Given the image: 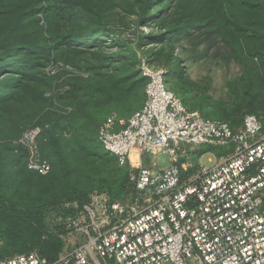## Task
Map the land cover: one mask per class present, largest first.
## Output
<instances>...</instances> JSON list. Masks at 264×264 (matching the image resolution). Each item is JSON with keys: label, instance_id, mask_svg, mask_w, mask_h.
Masks as SVG:
<instances>
[{"label": "trees", "instance_id": "trees-1", "mask_svg": "<svg viewBox=\"0 0 264 264\" xmlns=\"http://www.w3.org/2000/svg\"><path fill=\"white\" fill-rule=\"evenodd\" d=\"M141 59L165 69L188 110L233 129L253 114L264 132V0H0V258L56 261L75 213L66 204L133 194L130 168L97 135L143 107ZM187 60L238 71L215 97L209 75L187 79ZM36 127L45 175L18 143Z\"/></svg>", "mask_w": 264, "mask_h": 264}, {"label": "built area", "instance_id": "built-area-1", "mask_svg": "<svg viewBox=\"0 0 264 264\" xmlns=\"http://www.w3.org/2000/svg\"><path fill=\"white\" fill-rule=\"evenodd\" d=\"M140 69L148 80L143 107L126 120L107 117L97 135L104 150L130 168L133 194L113 201L95 192L82 206L66 204L75 213L63 221L79 241L56 261L30 251L0 258V264H264L261 122L249 114L235 130L206 119L168 89L164 69L144 59ZM40 133L30 129L18 143L28 149L27 168L45 175L51 166L39 155ZM187 145L229 152L184 180L188 167L180 161ZM158 155L170 164L159 167Z\"/></svg>", "mask_w": 264, "mask_h": 264}, {"label": "rangeland", "instance_id": "rangeland-1", "mask_svg": "<svg viewBox=\"0 0 264 264\" xmlns=\"http://www.w3.org/2000/svg\"><path fill=\"white\" fill-rule=\"evenodd\" d=\"M141 30L144 33L149 32L148 28H142ZM132 45L134 46V43ZM136 50L138 52V56L142 57L141 51L139 49ZM178 53L179 56L183 58L185 57V55L181 54L180 52ZM158 68H162V67H158ZM237 71H238V67L234 64L223 65V64H218L215 61H211V60H204L201 62H191L187 60L185 62V72L187 79L199 83L203 81V78L207 75H209L212 78V81L210 82V87H211L210 93L213 94V96L215 97H220L224 95L225 81L236 75ZM165 83L169 89H171L178 97H180L177 92L178 90L176 88L177 87L176 82L172 81L171 77L170 78L168 77V73L165 74ZM189 96L191 97V95L188 93V97ZM191 111H195V110H191ZM241 126L242 123L239 126L235 127V130H239ZM186 148L188 150V153L180 161L181 165L184 166L187 165L188 167L186 169L183 168L182 170L184 180L188 179L189 176L195 173L199 168L200 164L206 167H210L214 165L216 162H218L221 159V157H225L226 154H228L229 152V149L222 147H212L209 145H199V146L187 145ZM155 160L158 166L161 168H164L170 164V159L166 155H158L155 157ZM78 241L79 239L75 236L69 235L67 237H62V242H63L62 253L69 252L70 250H72L75 247V245L78 243Z\"/></svg>", "mask_w": 264, "mask_h": 264}]
</instances>
